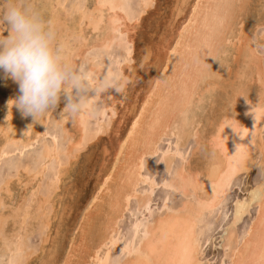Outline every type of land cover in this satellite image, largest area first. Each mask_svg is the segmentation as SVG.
Segmentation results:
<instances>
[{
    "label": "rangeland",
    "instance_id": "1",
    "mask_svg": "<svg viewBox=\"0 0 264 264\" xmlns=\"http://www.w3.org/2000/svg\"><path fill=\"white\" fill-rule=\"evenodd\" d=\"M175 1L124 0L120 10L122 12L126 10L124 13L128 17L130 16V19L137 18L130 22V25L135 24V29H129L127 33L129 38L127 37V39L126 32L121 33L119 29L118 33H116L117 31L114 32L113 45L111 43L110 47L101 46V49L99 45H92L94 41H97L101 32L92 29L87 24L85 17L80 19L81 12L86 15L91 12L95 6V0H0V147L2 146L3 151H6L5 155L0 158V215L6 216L23 200L29 201L33 205L32 209L36 211L37 197L42 194L47 195L48 188L56 180L58 170L63 168L62 172L64 171L59 175L55 188L50 190L51 197L49 196L48 200H50L46 203V210L37 212L39 219H44V222L45 220L49 221L45 223L47 227L44 223L41 226L30 216L25 219L24 230L17 228L10 217L4 222V230L12 237V240L10 239L9 247L5 250L1 248L2 240L0 239V264H8V261H18L19 264H64L72 243L71 240L74 239L78 243L79 224L82 222V214L85 212L87 201H90L92 196L98 192L97 185L104 180L105 171L111 166L118 143L127 133L126 131H128L127 129L141 104L143 93L149 84L150 71L153 72L157 68L154 59L163 55L162 52L166 43H170L171 34L175 33L179 23H181L180 21L188 11V5L193 0H184L183 4L185 2V5L182 4L183 13L174 16L173 5L175 6ZM244 8L245 11L243 10L241 15L236 18V23L237 21L239 23L233 24V29L231 28L232 34L229 33L230 31L228 32L229 40L232 37V41L238 45L239 37L240 41L244 42L243 37L246 36V40L248 37L256 44L255 52L260 57L264 74V41H261L264 36V24H260L264 18V0H248ZM33 20L40 27L39 25L38 27L35 26L32 23ZM237 26L243 28V35L238 32L240 28L238 29ZM119 35L120 37H118ZM238 35L239 37H237ZM124 38L126 40H123ZM129 39L132 42H128ZM119 41H121L120 44H116ZM125 41L127 42L124 43ZM228 43L226 45H229ZM70 48L73 51H70L72 54L71 61H74L75 59H72L75 57L76 63L67 62V53ZM158 51H161L159 55ZM146 55H148L147 58ZM219 57L222 60V65H224L222 87L216 88L215 92H212L210 101L204 102L203 113L201 110L196 111L197 108L193 109L196 113L194 119L196 121L201 119V122H204L202 124L199 122L198 128L194 125L197 128L196 130L195 128L192 129L191 132L194 134L189 135L178 147L174 135L161 136L157 142V152L143 157L141 175L147 179L139 182L136 191L143 193L149 190V182L151 181L157 185L151 191V199L147 209L139 205L137 197L130 198L127 208L119 219L117 230L113 233V238L123 247H113L110 242H107L97 252L101 262L105 261L102 264H119L131 260L136 255L134 249L144 238L143 229L153 225L158 218L164 217L163 214L166 216L175 210L179 211L186 202L195 200L196 194L192 190L188 192L189 195H187L188 193L183 195L175 189L165 186L164 182H167L175 171L185 164L187 168L190 166V171H193V174L195 171L200 173L206 170L207 161L209 162L207 156L208 154L211 155V150H209L211 148L208 146L210 145L208 142L209 135L213 134L214 126L227 109L225 106L228 105L226 102L228 101L227 98L229 99L231 86L237 85L240 80H245L242 76L239 77L240 79L237 78L238 75L235 77L236 72L248 69L242 58L238 59H241L240 61L236 60L235 51L232 49L227 53L220 54ZM29 68L31 69L29 70ZM16 72H23L28 83L25 86V92L31 94V98L37 99L43 96V102L39 101L37 108L26 118L25 124L26 127L28 126L32 138L19 146L12 142L5 143L1 132L3 125L7 123L6 119L8 118H5V115L7 116L8 107H10L7 101H10V95H8L10 91L6 86L9 78ZM98 72L100 74L99 79H106L107 82L103 89L95 90L93 78ZM244 82L249 84L247 80ZM51 83L57 87H53ZM250 85V93L253 91L251 94L256 93L257 89L262 87L257 80L250 81ZM28 88L32 89L29 90ZM91 88L94 90V97L89 111L90 115L84 117V114H81V119L84 117L82 122L80 121L84 131L83 139L80 144L70 146L80 139L81 133L78 122L74 121L77 116L73 118L71 112L78 110L84 102L87 89ZM67 112L70 113V118L65 119V127L64 122L59 120ZM197 113L200 116L205 114L200 118ZM39 123L43 124V129L36 135L35 130ZM25 136L23 135V139L26 138ZM261 139L264 142V130L261 133ZM46 145L57 147L62 166L59 165L58 159L47 160L44 158L46 167L43 175L38 174L36 179L29 178L30 170L39 168L43 162L40 160V155ZM69 148L71 152L68 153ZM172 153H174L173 159L168 170L164 157ZM261 154L256 151V164L252 170L233 179L232 186L230 185L224 201L222 200L220 205L217 204V207H214L215 210L203 213L205 214V216L202 215L203 218L201 219L203 223L200 222L196 227V235L198 234L197 230L204 227L202 232L199 231L202 234L197 235L200 240H196L198 245L201 244L200 247L198 246L200 252H197L201 264L227 263L224 249L221 247L222 236L233 218L234 202L238 199L248 198L249 191L263 177ZM58 167L59 169H57ZM199 169L200 172H198ZM202 169L203 171H201ZM6 181H8L9 193L1 188ZM24 181H28V183L25 184ZM37 184H39V189L35 192L32 191ZM34 193H37L38 196L36 197ZM253 213L254 208L252 207L236 224L239 234L246 228ZM206 222H208L207 225ZM16 228L18 232L16 235L18 236L14 235L13 237L12 231ZM18 243L22 244V249L17 248ZM129 248L133 251L131 254L128 252ZM117 257L120 259L116 260ZM87 260H89L87 264H94L93 260L89 258ZM121 260L122 262H120Z\"/></svg>",
    "mask_w": 264,
    "mask_h": 264
},
{
    "label": "bare ground",
    "instance_id": "2",
    "mask_svg": "<svg viewBox=\"0 0 264 264\" xmlns=\"http://www.w3.org/2000/svg\"><path fill=\"white\" fill-rule=\"evenodd\" d=\"M123 1L124 0H95V6L88 15L81 12L80 19L85 17L87 24L90 25L92 29L101 32L97 41L93 42V46L99 45V48H101V46H109L114 40V32L117 31L116 33H118L120 29L121 33L126 32L125 34L127 35L129 29L135 27V24L130 25V22L137 18L132 16L133 18L130 19V16L128 17V15L124 13L126 10L123 12L120 10L122 4H124ZM183 1L184 0L175 1V6L173 5L174 16L175 14H181L183 11ZM247 2L248 0H193L188 5L189 8L187 13H184L185 15L182 21H180L181 23H179L175 33L171 34L172 39L170 43H166L164 50L162 49L163 55L154 59V64H156L157 68H155L153 72L150 71L149 84L147 89L145 87L146 91L143 93L144 96L141 104L136 113L134 110L135 115L127 129L128 131H126L127 133H125L119 141L116 151L114 150L115 153L111 166L108 170L106 168L107 171H105L106 175L104 180L97 185L98 192L96 195L94 194L92 196L90 201H87L85 212L82 214V222L79 224L78 243H76L77 241H74V239L71 240L72 243L63 262L64 264H87L89 262V260H87L88 258L93 260L94 264H102L105 261L101 262L97 252L107 242H110L113 247H123L121 243L113 238V233L117 230L116 227H118L117 224L119 219L127 208L130 198L137 197L136 199H138L137 202L139 205L147 209V205L151 199V191L157 185L151 181L149 182V190L143 193H137L136 187L139 182L147 179V177L141 175L143 157L153 155L157 152V142L163 135H167L168 137L174 135L176 137V146L178 147L189 135L192 133L194 134V132L191 131L195 128L194 125L197 126V124L201 122V119H199L200 121L194 119L196 113L193 109L197 108L196 111L201 110L203 113L205 108L204 102L206 103L207 100L212 98V92H215L216 88L222 87L224 65H222V60L219 56L225 52L227 53L230 49L235 51L236 60L242 58V61H244L243 63H246V67L248 68L247 70H243V68L242 72L240 70L237 71L240 74L236 72L235 77L237 75V78L242 76V78L249 81V84L247 85V82H244L245 80L243 79L244 81L240 80L239 83L236 81L238 84L231 86L229 99L227 98L228 101L226 100V104L228 105L225 107H227V109L223 112L214 126L215 129L213 134L211 136L209 135L210 139L208 138L210 145H207L211 148L209 149L211 150V155H206L207 158L209 157L206 170L203 171V168L201 170L203 172H200L199 169L198 172L200 173L195 171L196 173L194 172L193 174V171H190V166L187 168L185 164L179 167L167 182H164L165 186L173 188L183 195L192 190L196 194V196L194 195L196 197L195 200L189 203L186 202L179 211L175 210L166 216L163 214L164 217L158 218L153 225H149L143 229L144 238L139 245L137 244L138 247L134 249L136 255L131 260L129 259V261H124L125 263L119 264H201L197 257V252L199 251L198 246L200 247L201 244L198 245L196 240L198 239L197 235L202 234L201 232L204 227L201 229L202 231L197 230V235L196 227L200 222L203 223L201 220L203 218L202 215L205 216L203 213L206 211L211 212L214 207H217V204L220 205L219 203L227 196L228 189L232 186L231 183L233 179L242 173L252 170L256 164V151L262 153L261 163L263 164V177L261 181L249 191L248 198L243 200L238 199L234 202L233 218L227 226L225 234L222 236L221 247L224 249V256L227 258V263L224 264H264V142L261 139V133L264 130V74L260 57L255 52L256 44L248 37L246 40V36L245 38L242 36L244 42H241L238 35L239 44L236 45V43L232 41V37L231 40H229L228 34L229 31V33L232 34L231 28L233 24L236 25L239 23L238 21L236 23V18L241 15L243 10L245 11L244 6ZM183 5H185V2ZM32 23L37 27L39 25L35 20H33ZM260 24H264V18ZM238 29L239 33L242 34L244 32L242 27H238ZM118 37H120V35ZM127 37L128 35L126 39ZM76 39L79 40L78 37H76ZM126 39L124 38L123 40ZM121 41L118 43L116 42V44L119 45ZM129 41L132 42L130 39L128 42ZM261 41H264V36ZM126 42L127 41L124 43ZM113 43L111 45H113ZM226 43L229 45H226ZM71 50V48L68 50L67 62L76 63L75 57L72 59L75 60L71 61V52H73ZM159 52L161 51H158V55ZM145 57L147 58L148 55ZM152 67L151 65V68ZM148 68L150 69V67ZM30 69L31 68H29V70ZM95 74L96 77L93 78L95 80L93 87H95V90L103 89L106 86V79L100 80L99 72ZM252 80H257L262 86H260L261 89H257L256 93H253L254 95L251 94L253 91L250 93L249 90L251 86L250 81ZM231 82L233 84V81ZM26 84L28 83L23 76V72L14 73L7 82L6 87L7 89L9 88L11 93H6L10 95V101L7 100L10 107H8L9 112H6L7 116L5 115V118H8L6 119L7 123L5 122L6 124L3 125L1 132L3 133L2 136H4V142L8 144L12 142L19 146L25 144L32 138L30 137L28 126L26 127L25 124L26 118L28 114L31 115L37 108L36 106L40 103L39 101H42L43 96L37 99L31 98V94L25 92ZM51 85L57 87L53 83H51ZM23 92L24 95L22 96ZM55 96L56 94L54 98ZM93 97L94 90L92 88L87 89L84 102H82L77 111L73 110V112H71L73 118L77 116V119L74 121L78 122L81 133L80 139L74 143L71 142L72 145L70 146L80 144L83 139L84 131L80 121L82 122L86 115L87 117L90 115L89 111ZM51 105L53 104L51 103ZM82 113L84 117L81 119ZM62 115L64 114L62 113ZM198 116L200 115L198 114ZM202 116H200V118H202ZM67 118H70V113L68 112L60 118L59 121H63L65 125V119ZM203 122H201V124ZM198 127L199 126H197V128ZM197 128H195V130ZM41 129H43V124L39 123L35 130L36 135L39 134ZM66 133L68 132L66 131ZM23 135H26L25 139H23ZM56 146L46 145L40 155V160L44 158L47 160L51 158L58 159L59 165L62 166L58 157L59 151ZM69 152H71L70 148L68 150V153ZM5 153L6 151L4 152L1 146L0 158L5 155ZM173 154L174 153L164 157L168 170L173 159ZM45 167L46 162L43 160L39 168L30 170L29 178L36 179L35 177L38 174L42 176ZM57 169H59V167ZM62 170H58L56 180L51 183L47 195L42 194L37 197V193H34L38 199L36 211L32 209L33 205L29 201L23 200L21 201L22 203L17 204L15 209L8 212L6 216H3V214L0 215L1 248L5 250L8 249V242L12 238L4 230V222L8 217L13 220L17 228H22L21 230H24L23 225L25 224L24 222L27 216L37 221L41 226H43L42 223L46 225L45 223L49 222L47 220L44 222V219H39V214L37 212L46 210V203L50 200H48L50 190L55 188L59 175L64 172H62ZM102 174H104L103 171ZM27 183L28 181L25 182V184ZM8 187V181H6L1 188H4L5 191L9 193L10 189ZM38 189L39 184H37L32 191L35 192ZM187 195H189V193ZM7 204L11 205L10 203ZM252 207L254 208V213L251 215L246 228L239 234L236 229V224ZM207 223L208 222H206V225ZM17 228L12 231L13 237L18 233ZM199 231L201 232L199 233ZM17 248L22 249V244L18 243ZM128 252L131 254L133 251L129 248ZM118 259L120 258L117 257L116 260ZM120 262H122V260ZM8 264H19V262L8 261Z\"/></svg>",
    "mask_w": 264,
    "mask_h": 264
}]
</instances>
